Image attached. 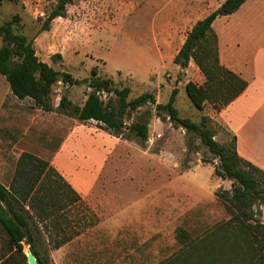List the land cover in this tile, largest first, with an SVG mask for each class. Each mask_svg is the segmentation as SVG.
<instances>
[{
    "label": "rangeland",
    "instance_id": "374dc122",
    "mask_svg": "<svg viewBox=\"0 0 264 264\" xmlns=\"http://www.w3.org/2000/svg\"><path fill=\"white\" fill-rule=\"evenodd\" d=\"M58 1H5L0 6V24L19 14L22 21L17 27L35 38L41 60L80 80L92 76L93 68L97 67L101 77L111 78L120 86H130L129 99L152 92L157 102L166 103L172 91L178 88L175 105L180 115L196 122L208 115L216 133L214 138L221 144L231 143L233 136L215 119V114L225 104L208 100L202 110L195 107L185 85L187 81L199 83L197 76L173 62L190 26L212 12L222 0H75L67 6L66 17L52 20L50 29L41 31ZM9 88V82L0 73V121L2 100ZM86 90L85 83L65 88L60 81L53 88V103L66 91L72 101L80 104ZM31 106H34L32 99L16 103L21 110ZM136 118L149 121L146 147L133 140L132 146L138 149L132 147L131 156H106L104 168L107 172L124 170L128 174L135 170L137 182L143 184L135 198L137 201L134 199L123 206V216L119 210H113L110 197L113 178L103 176L99 184L105 192L96 209L90 204L98 216L89 205L80 202L53 218L57 227L52 234L86 232L94 234L96 241H91L92 248L73 257H51L53 264H160L181 250L180 229H185L192 238H199L230 219V213L216 193L230 189L232 181L216 175L220 159L208 146L196 134L177 127L168 117L161 120L156 106L151 103L127 118L126 125ZM11 119L31 125L24 145L47 158L52 156L70 126L59 116L36 109L30 117L20 115ZM91 125L101 127L98 122ZM50 180L59 181L55 171ZM124 180L129 177H123ZM144 197L146 201L141 200ZM66 199L70 200L62 199L56 209L66 206ZM77 201L79 199L70 204ZM260 212L255 218L264 224V206ZM39 248L45 255L48 242H41ZM226 258L223 257L224 261Z\"/></svg>",
    "mask_w": 264,
    "mask_h": 264
},
{
    "label": "trees",
    "instance_id": "16d2710c",
    "mask_svg": "<svg viewBox=\"0 0 264 264\" xmlns=\"http://www.w3.org/2000/svg\"><path fill=\"white\" fill-rule=\"evenodd\" d=\"M5 1L20 0H0V6ZM74 1L59 0L44 21L41 31L49 30L52 20L66 17L67 6ZM245 1L225 0L217 9L199 19L188 32L173 59L182 68H186L194 60L205 75L206 81L203 84L188 81L185 85L191 102L199 110L204 108L208 100L221 101L226 105L247 87L243 78L221 63L218 36L213 28V22L218 16L235 12ZM21 21L22 17L15 14L0 24V73L5 76L13 94L19 99L30 97L37 106L52 111L55 84L61 81L63 85L70 87L85 83L87 98L84 104L73 103L65 91L61 94L58 112L83 121L95 120L110 133L126 139H137L142 147H146L149 140V121L136 118L127 126L126 119L151 103L156 106L161 120L168 117L177 127L196 134L220 159L215 173L222 179L231 180L232 186L230 189H221L216 194L230 213V219L199 238H192L185 229H180L178 236L183 243L181 250L160 264H245L247 258L248 264H264V224L255 218L264 206V169L238 154L235 136L230 144H221L214 138L216 133L209 124L211 118L208 115H204L200 122L181 116L175 105L178 88L172 91L166 103L157 102L156 95L152 92H143L129 99L131 87L120 86L111 78L101 77L97 67L93 68V75L84 80L74 77L70 72L55 69L38 56L35 38L19 31L17 26ZM53 171L55 170L50 167L49 161L24 152L15 177L24 185L22 192L14 193V188L10 191L0 182V223L11 244L16 246L22 258L27 261L22 245V240L26 238L39 264H51V259L49 255H40L36 249L34 231L39 232L40 228L24 203L30 199V208L37 207L35 214L45 222L48 215L55 212L58 202L70 198V193L74 198H70V201L79 199V195L59 174L58 182L50 180ZM52 182H56V185ZM252 219L254 223L250 222ZM44 227L52 232L57 225L45 223ZM63 243L65 240L51 241L54 248ZM10 259L12 255L1 264H9Z\"/></svg>",
    "mask_w": 264,
    "mask_h": 264
},
{
    "label": "crops",
    "instance_id": "0c3cea01",
    "mask_svg": "<svg viewBox=\"0 0 264 264\" xmlns=\"http://www.w3.org/2000/svg\"><path fill=\"white\" fill-rule=\"evenodd\" d=\"M224 1L222 0L215 9ZM209 13L198 18L190 26L181 41L180 48L194 24ZM213 28L218 36L221 63L247 82L246 89L237 98L217 111L215 119L224 125L228 134L235 136L238 154L264 169V0H246L235 12L218 16L213 22ZM175 65L182 68L178 64ZM182 69L195 74L199 81L198 84L205 82V76L194 60H191L189 65ZM64 86L69 88L68 85ZM60 97L61 95L53 103L54 110L46 111L37 106L30 97L19 99L9 88L6 97L2 100V120L0 121V182L3 185L10 191L14 188V193L22 192L24 185L15 177L21 155L24 152H29L49 161L50 167L79 195V201L74 204H70L71 201L66 199V206L64 205L63 208L50 213L45 222H42L35 214L37 207L30 208V199L24 203V206L30 209L34 216L33 220L40 228L39 232L34 231L37 242L36 249L40 255H44L39 247L41 242L47 241L49 249L45 255H49L51 264H53L51 257L63 255L73 257L75 253L92 248L91 241H96L94 234L86 232H75L65 236L45 232V223L53 224V218L58 212L73 208L76 203L80 202L89 205L88 207H91L90 204L93 203V207L96 209L97 202L102 197L101 194L105 192L99 184L103 176L113 178L111 181L113 185V194L110 195L111 202H113V210H119V214L122 216L125 213L121 212L123 206L132 203L143 188V184L139 185L137 182L138 177L135 170L128 174L124 170L107 172L104 168L106 156H131L130 149L132 147L137 148V146H132V142L135 140L139 144L137 139L116 136L102 127L91 125L92 122H97L95 120L83 121L58 112ZM86 98L87 95L78 105H83ZM26 99H32L34 108L31 106L28 110H21L16 107V103L19 101L22 103ZM33 109L57 115L70 124L50 158L27 149L24 142L30 133L31 125L27 126L25 121L23 123L20 120L11 119L20 115L30 117ZM123 177H129V180L123 181ZM153 186L150 187V190ZM36 190L37 187L33 194ZM131 195L133 196L128 200V196ZM69 197L73 198V194L70 193ZM141 200L146 201V197L141 198ZM73 211L75 210L73 209ZM94 213L98 216L95 210ZM55 240H65V243L54 248L51 241ZM22 245L23 253L27 256L29 250H32L31 245L26 242V238L22 240ZM11 255L12 259H10L9 264H28L17 251L16 246L11 244L5 228L0 223V264Z\"/></svg>",
    "mask_w": 264,
    "mask_h": 264
},
{
    "label": "water",
    "instance_id": "95a60500",
    "mask_svg": "<svg viewBox=\"0 0 264 264\" xmlns=\"http://www.w3.org/2000/svg\"><path fill=\"white\" fill-rule=\"evenodd\" d=\"M28 264H39V260L33 250H29L27 254Z\"/></svg>",
    "mask_w": 264,
    "mask_h": 264
}]
</instances>
